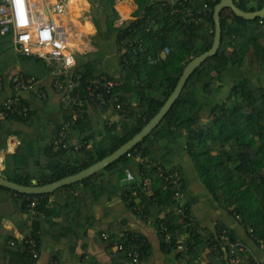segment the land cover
I'll return each mask as SVG.
<instances>
[{"label":"trees","instance_id":"16d2710c","mask_svg":"<svg viewBox=\"0 0 264 264\" xmlns=\"http://www.w3.org/2000/svg\"><path fill=\"white\" fill-rule=\"evenodd\" d=\"M219 1L133 0L136 6L133 19L115 26L119 19L115 0H98L97 8L107 15L108 32L116 38L117 73L114 76L104 73L98 61L74 65L70 78L79 77L77 90L85 103L78 107L77 103L65 105L59 100L62 116L53 124L51 133L45 138H26L12 154H7L0 176L22 186H32V181L36 186L47 185L90 167L139 133L168 99L186 64L210 49L214 36L213 8ZM232 2L244 12H255L264 6V0ZM121 10L127 13L123 6ZM220 25L221 42L215 55L188 77L159 125L127 154L104 170L51 194L25 195L0 186V201L14 199L15 214H31L29 204L33 201L38 204L30 225L23 224L22 230L17 224L25 238L38 245L44 218L54 214L69 223L66 235H73L72 224L86 223L94 202L102 196L116 195L143 223L154 228L161 251L173 254L176 264H229L232 243L248 250L246 254L234 248L233 256H239L240 264H264V18L244 20L224 9ZM165 50L167 53L161 57ZM2 54L10 62L3 66L6 70L0 68V112L1 100L18 94L6 77L22 75L41 82L38 73L43 71L51 77L50 88L55 93L54 78L46 62L36 56L17 54L10 34L0 35ZM231 72L245 76L233 83L218 101L200 103L201 96L207 99L214 96L223 86L222 77ZM99 76H106L113 84L108 94L103 92L108 101L106 106L86 98L89 81ZM39 90L45 94L42 99L31 91L29 99H25V93L19 95L26 104L27 115L1 117L0 131L13 123L31 125L33 118L39 116L31 101L41 106L49 101L43 83ZM90 108L109 113L116 120L107 118L102 130L94 132L88 115ZM75 112L78 118L70 125ZM65 125L70 126L62 130ZM61 132L66 135L65 148L57 150L54 141ZM179 138L184 139L186 156L212 203L232 218L239 234L222 222H216L210 229L201 228L193 215L191 201L186 199L182 166L172 161L157 162L151 157L155 153L161 159L167 158L169 152L161 148V141ZM4 148L0 143V151ZM132 161L137 162L139 178L120 185L126 178L125 168ZM176 173L180 178L174 190L165 178ZM176 192L180 196L174 198ZM51 196L55 202H49ZM106 235V250L119 246L116 252L122 263L132 264L129 252L137 254V264H144L149 258L151 247L142 235L130 232L118 235L114 230ZM8 237L10 240L12 235ZM178 246L182 248L179 250ZM7 250L10 258L17 257L18 264L35 263L27 245L8 244ZM56 260L53 255L51 262Z\"/></svg>","mask_w":264,"mask_h":264},{"label":"crops","instance_id":"0c3cea01","mask_svg":"<svg viewBox=\"0 0 264 264\" xmlns=\"http://www.w3.org/2000/svg\"><path fill=\"white\" fill-rule=\"evenodd\" d=\"M29 1L33 5L34 11L42 10L43 18L53 20L61 28L68 49L73 53L75 65L98 61L99 67L104 73L111 76L117 73L119 68L116 38L108 32L107 15L97 8L98 0H58L63 5L62 10L58 13L47 11V7L50 8L55 0ZM120 5L127 10L126 14L121 13ZM114 9L119 16L115 22V26H118L121 22L133 19L132 14L136 6L133 0H115ZM90 11L97 14L96 18ZM44 73L43 71L38 73L42 78L39 79L41 82L37 81V83H43L46 87L49 101L44 106L35 100L31 101L39 115L38 118H33L31 125L30 123L27 125L13 123L0 131V143L5 147L0 151V173L5 167L4 160L7 154H12L26 138L47 137L53 129V124L61 119L60 97L51 90V77L49 78ZM4 93L9 95L7 92ZM29 96V93H25V99H29ZM88 115L94 132L102 130L103 122L107 118L111 117L109 119L111 121L116 120L109 113H101L91 108ZM160 146L162 149L168 150L167 158L161 159L155 153L151 157L157 162L169 164L172 161L182 166L186 182V199L191 201L193 215L200 227L210 229L216 222H222L238 233V227L232 218L214 206L211 197L199 182L197 174L186 156L184 139L161 141ZM125 169L126 178L120 182V185L128 184L139 178L136 161H132ZM55 201L53 196L49 197V202ZM49 205L52 208L55 206V204ZM16 206L14 199L7 198L0 201V264H18L17 257H9L8 236L12 235L11 239L16 236L25 238L17 228V224L21 225L19 227H22V230L23 224H31L32 214L29 212L15 214ZM46 220L44 218V223L38 234L39 244L37 245L34 241L37 250L34 264H125L117 255L116 248L106 250L103 235L108 234L110 230H114L118 235L125 232L142 235L151 247L149 258L144 264H176L173 254H164L161 251L154 228L149 223H143L140 218L126 208L116 195L102 196L94 202L89 209V220L86 223L74 222L72 224L73 235H66L65 229L69 228V223L63 221V218L58 214L48 216ZM53 255L57 256V260L52 263Z\"/></svg>","mask_w":264,"mask_h":264},{"label":"built area","instance_id":"2783aa9c","mask_svg":"<svg viewBox=\"0 0 264 264\" xmlns=\"http://www.w3.org/2000/svg\"><path fill=\"white\" fill-rule=\"evenodd\" d=\"M33 5L29 0H0V35L10 34L11 44L14 51L19 55L24 56H36L44 60L49 66L50 74L53 81V87L55 93L60 97V100L68 105L72 102L77 103L78 107H82L85 103L79 96L80 82L79 77L76 80L70 78V72L74 67V56L73 53L69 51L65 35L61 28L51 19L43 18L44 12L42 10H35L32 7ZM63 5L58 0H55V3L47 7V11L51 13H58L62 10ZM122 23V22H121ZM119 23V25H121ZM167 51L165 50L161 57L165 56ZM7 81H10V84L13 85L14 90L18 93L13 97L6 98L2 101L3 109L0 112V118L5 117L7 114L10 115H20L26 116L27 107L24 101L20 98L22 93L36 92L38 98H44L45 94L43 91L39 90L40 84L35 80L24 78L22 75H14L6 77ZM0 79V88L2 87ZM113 87V84L106 76H99L89 81L88 86L86 87L87 100L91 103L97 104L99 106H106L107 100L104 98V93L108 94ZM75 90L77 93L74 94ZM117 110L121 111V107L117 105ZM78 114L75 112L72 114V124L77 120ZM70 125H65L62 127V130L69 127ZM66 135L61 132L60 136L54 141V146L58 150L60 147L65 148L64 139ZM75 149L78 146L74 147ZM137 157L136 159H138ZM179 176L177 173L172 177L168 176L165 178L169 185H172L174 190H177ZM179 193L174 194V198L179 197ZM37 202L33 201L29 204V209L31 214H35V208ZM183 214V210H180ZM189 225V224H188ZM161 229L164 227L161 225ZM223 234V233H222ZM221 234V235H222ZM221 235L219 240L222 239ZM167 241H169L168 235L164 236ZM103 239H107V235H103ZM207 240V238H206ZM212 241L211 239H209ZM227 240V239H226ZM8 244L10 246L14 245H27L29 254L33 258L37 257L36 244L31 238H22L16 236L13 239H10ZM116 250H120L119 246L115 247ZM182 246H178L180 250ZM234 248H237L239 252L246 253L248 252L247 248L240 246L239 244H230L229 264H240L242 260L239 256H233ZM207 251H210L208 248ZM127 256L131 259L132 264H137V254L129 252ZM204 259V256H200V260ZM205 262V261H204ZM260 264V263H259Z\"/></svg>","mask_w":264,"mask_h":264},{"label":"water","instance_id":"95a60500","mask_svg":"<svg viewBox=\"0 0 264 264\" xmlns=\"http://www.w3.org/2000/svg\"><path fill=\"white\" fill-rule=\"evenodd\" d=\"M224 9H230L234 16L242 18L244 20H254L256 18H264V6L255 12H244L237 8L232 0H220L217 5L213 8V21H214V36L210 49L199 56L193 58L190 62L184 67L182 74L168 97L163 106L159 109L157 114L130 140L125 144L120 146L116 151H114L109 156L103 158L102 160L96 162L90 167L68 177H65L61 180H58L53 183H49L43 186H36L35 182L32 181V186H22L14 182H10L0 176V186L6 189H9L13 192L25 195H43L51 194L55 190L71 185L73 183L82 181L93 174L104 170L107 166L111 165L113 162L120 159L122 156L127 154L134 146L141 142L146 136H148L152 130H154L164 118L167 112L170 110L175 100L178 98L181 93L186 80L188 77L207 59L215 55L217 52L220 42H221V25H220V13Z\"/></svg>","mask_w":264,"mask_h":264},{"label":"rangeland","instance_id":"374dc122","mask_svg":"<svg viewBox=\"0 0 264 264\" xmlns=\"http://www.w3.org/2000/svg\"><path fill=\"white\" fill-rule=\"evenodd\" d=\"M120 11L123 14L124 10H121V7H120ZM91 13H92V15H94V18H96L97 14L93 13V11ZM91 13H89V14L91 15ZM9 62H10V60L7 61V57L5 56V54L0 55V68H1V71L6 70V68L3 67V66H7L9 64ZM244 76L245 75L242 74V73H234V72L225 74L222 77L223 86L220 87L217 90V92L214 94V96H211L208 99L203 97V96H201L200 97V103H203V104L207 105V104H210V103H214V101L215 102L218 101L219 97L224 96L226 94V92L229 90V88L233 85V83L237 82V80H240ZM205 107L208 108V106H205Z\"/></svg>","mask_w":264,"mask_h":264}]
</instances>
